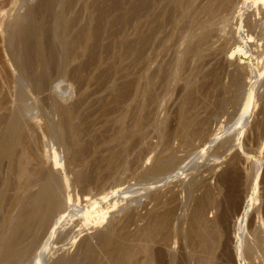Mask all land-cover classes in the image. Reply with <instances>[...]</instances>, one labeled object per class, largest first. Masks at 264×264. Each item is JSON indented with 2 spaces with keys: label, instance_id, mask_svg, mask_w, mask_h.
Instances as JSON below:
<instances>
[{
  "label": "bare ground",
  "instance_id": "6f19581e",
  "mask_svg": "<svg viewBox=\"0 0 264 264\" xmlns=\"http://www.w3.org/2000/svg\"><path fill=\"white\" fill-rule=\"evenodd\" d=\"M45 1V5L41 4L42 7L45 6V9H39L38 13L33 9L36 10L39 7L32 9L26 4V6L19 4L15 9L16 11L26 7L28 12L25 11L26 14L17 15L14 19L15 22L11 23L8 29L6 28L8 36L4 43L7 46L6 57L10 63V69H8L9 73L5 75L6 82L4 81V83L9 87L10 98L8 102H4V96L1 97L3 90L0 91V264H27L29 261L32 264H160L161 259L163 262L165 258H161L163 255L160 256L159 251L156 252L157 249L155 251L153 247L157 242L161 245L162 236L161 238H157V236H160L161 233L166 234L165 229L167 231V228H172V223L170 224L169 221L172 218L175 219L171 216L174 210L167 209L168 207L164 202L165 211L160 210L161 212H159L158 209V212L153 213L150 210V213L147 211L145 216L141 217L137 215V208L132 206L129 208L128 205L139 204L136 198H133L135 195L139 197L140 193L150 192L149 190L154 185L165 183L168 179L172 181V178L178 177L179 174L182 176L181 173L188 164L183 166L184 159L176 157L179 148L176 151L172 150L173 146L170 147L174 145L172 143L175 141L180 145L187 141L191 143L190 140L194 139L191 137L194 135L200 136L202 139L204 131L209 125L207 120L211 114L226 111L225 114L222 113L227 117V111L228 113L231 110L233 113L234 111L237 112L235 108L238 105H243L240 104L243 99L244 106L241 113L238 110L239 119L236 121L242 122L241 124L244 125L243 121L245 120L243 119L248 114L250 105H252L251 99L258 83L256 76L255 79L252 76L253 70H248L244 58H249L250 61L252 58H256L253 57L254 55L261 54L262 56L264 52V0H134L131 8L129 7L131 15L128 20L130 22L132 20L131 31L129 30L131 34H129L130 36L133 34L135 40L130 39V43L128 42L129 44L133 42L132 52L130 51L131 48L130 50L126 48L129 53L131 52V55H129V59L126 55L122 56L125 52L120 48V46L123 47V38L122 42H119L122 45L115 47L117 51L123 50V53L118 51V55L114 53L111 57L110 52L108 53L110 58L105 59V61L107 60L104 63L105 67L109 69L107 71L109 72V74L107 73L108 76L113 72V76L110 75L112 78L109 77L108 79V81L111 80V84L108 83L107 79L103 81L108 83L107 86L113 85L117 77L126 72L125 66H130L132 72L125 73V75L127 79L130 77L131 81L129 80V83L126 84L128 82L126 79V83L122 84L121 92H125L123 95H128L131 92L128 93L127 91L132 89V95H130L132 99L130 98L129 103H132L134 108L130 113L127 112L128 110H120L119 116L112 119L113 126L109 125L110 129H107L109 122L106 123L105 121L114 116L113 111L110 110L112 112L108 113L111 116L107 113L104 115L103 123H106L104 126L107 130L105 129V131L104 127H101V129L103 128L101 134L98 133V129L96 130L100 136L99 145H96L99 136L98 134V137L94 135L96 132L94 129H92L94 133L90 130L93 136L88 135L89 137L84 140L87 135L85 133L88 130V122L86 123L87 115L83 114L87 110L84 112L82 107L85 104L83 99L90 97L91 87L100 80L99 76L96 75L84 76L88 74L86 72L91 63L97 68L101 67V63H103L101 60L104 57L101 56L100 60V54L98 56L102 45L97 39L102 36V34L99 36L101 25L100 27L92 26V12L89 11L91 8L87 0ZM74 2L77 4L74 5ZM13 3L17 4L18 1L14 0ZM113 5L116 9L122 6L121 4L117 8L119 2L118 5L117 3ZM102 6L104 5L102 4ZM109 9L111 10V7ZM74 10L75 12L80 10L86 23H79L78 20L81 21V19L77 20L72 17L75 14ZM113 10L111 11L113 12ZM126 14L125 16L128 15ZM121 19L122 17L119 21ZM113 21L111 24H116ZM78 23L79 26L81 24L80 28L78 26L75 32L72 31L74 29L72 25H78ZM126 26L128 25L126 24ZM114 31L116 32L118 29ZM115 32L114 34H116ZM119 33L121 34V32ZM112 40L115 41L116 36ZM117 40L121 41V39ZM114 41L111 45L117 43ZM128 43L125 44L129 45ZM125 44L123 48H129ZM137 46H143L146 51L139 50V47L137 49ZM106 47L108 50L110 46ZM113 47L109 48L110 51ZM71 65L73 66L69 68ZM152 65H154L153 69L151 68ZM90 69L89 71H91ZM100 74H103V71ZM119 79L122 82L125 78ZM248 79L249 82L246 81ZM100 81L102 82V79ZM179 85L181 88L183 87L185 93H182V89L179 88L178 91L184 94V97L179 103V110L176 112L178 125L171 129V132H167L165 127L170 128V126L166 125L165 121H163L164 123L160 121L162 120L161 117H156L160 122L158 121L159 125H154L157 122L153 115L157 112V116L160 114L158 111L160 109V107L158 108L160 97L163 95L160 102L164 105L167 102L162 99L164 95H168V97L166 96L168 99L170 92ZM111 88L113 90L115 87L112 86ZM94 89L95 87L92 92H95ZM114 90L113 92L110 91L113 93H110L112 97L115 95ZM173 91L176 92V89ZM73 93L75 94L74 97ZM86 93L89 96H85ZM122 93H117V95ZM172 95L176 97V94ZM113 98L114 101L119 100V97ZM6 99L5 101H7ZM117 101L115 105H117ZM154 105L157 110H155L156 108L151 110L153 108L151 106ZM48 106L54 108L52 115L47 109ZM148 107H151L149 110H154L156 113L154 114L153 111L152 116L151 113H148L149 116L146 115L145 112L148 111ZM84 108L87 109L86 106ZM104 110L105 108L99 113L101 116H103ZM150 117L155 119L154 124ZM149 125L155 128L156 136H154L155 130ZM147 126L151 130L153 129L154 133L151 134L158 140L157 144L155 142L156 145L150 146L151 149L152 147L154 149V146L157 147L156 149L162 147L161 150L159 149L162 152H160L161 156L159 154L158 157L156 155L159 150H157L158 153L155 151L154 157L157 158L151 156L153 160L148 156L149 158L143 162V165L145 164L143 167L140 163L143 161L141 159L143 153L140 152L142 153L141 157H136V155H138L139 150L141 151V146H144L140 144L141 146L138 147L144 134L147 133V131L145 132ZM151 130L148 132L149 136ZM219 135L221 136V134ZM232 141L225 140L219 149L226 148L229 150L232 144H234V148L235 142L231 144ZM229 144L231 147H228ZM180 145L176 143L175 146L179 147ZM239 146L235 147L240 149L241 146ZM137 147L139 150H136V153ZM152 150L150 151L152 152ZM96 151L98 158L94 159L96 161H92L93 156L97 157ZM131 155L134 160L130 158ZM234 160L231 159L227 164L228 172L224 170L228 176V173L232 175L237 171L236 163L238 162ZM139 167H143V171L141 170L140 175H136L137 178L139 176L138 180L134 178V183L128 184L130 179L134 177L136 169H140ZM133 171L135 172L133 173ZM68 177L71 178L70 181ZM226 180L224 178V181H221L223 184L230 182L228 181L230 178ZM232 183L234 184V182ZM255 184L254 186L257 185ZM209 190L207 189L206 195L203 194L205 196L202 197V195L200 200L196 202L187 233L182 235V232L176 231L179 233L177 236L186 239L188 237L191 242H197V244L192 243L195 251L191 246L190 253L194 252L197 255L200 253L198 258L193 253L196 257L195 262L198 263L197 259H199V264H214L216 262H214L216 255L214 252L221 246L219 245V243L221 244L220 236L218 238L215 236L217 230L214 224L216 222L212 221V224L208 225L209 221L208 223L206 221L205 213L210 210L207 207L209 204L212 205L210 202L215 199L212 191L209 192L210 194L208 193ZM232 191L231 194H228L232 195ZM233 193L235 194V192ZM159 194L160 192L157 193V197L161 198V194ZM145 195L146 198L143 199H148L147 193ZM230 195L226 196L230 197ZM140 197L142 198L144 195ZM157 197L152 194L151 200L159 204L160 201L158 202ZM235 199L237 204L238 198L236 196L233 200ZM248 199L249 202L254 200L251 196ZM80 200L81 204L79 205ZM119 201H124V203L128 201L129 204L124 205L126 208H118L121 210L115 214L114 208ZM215 201L213 205H217ZM230 203L229 205L233 209V205ZM158 204L155 205L158 207ZM220 205L215 209H218ZM249 205L251 204L249 203ZM161 208L163 207L161 206ZM250 208L251 206H244L243 213L240 212L242 218H235L237 219L234 223L236 227H234L235 229L232 227V231L235 230V233L233 231L234 239H236L235 250L233 255L230 254V251L227 252V255L229 258L233 256L234 261H237L238 264H264V235L262 236L264 232H261V229L264 228L263 217L259 215L257 217L256 214L259 213L255 214V220H259L257 221V223L259 222L257 224L259 233H257L256 227V233L248 234L250 233L248 231L246 233L247 227L241 223H245ZM154 210L156 209L154 208ZM225 214L221 213L220 210L219 215L221 217L216 216L218 219L216 217L213 219L218 220V223L220 221V224L221 221L227 222V217H223ZM142 221L145 223L139 226L137 223ZM238 223L239 225H237ZM220 224L218 229H220ZM132 225L135 226V229L130 230ZM166 235L168 236L165 239H168L169 233ZM208 236H211L212 239ZM164 237L162 239L163 244L169 241L164 240ZM226 237L223 239L228 238ZM156 238L159 241H156ZM229 239L227 244L224 243L225 241L223 242L226 246L231 243V238ZM165 244L158 247H164ZM73 247V251L69 253V249L72 250ZM159 248L158 250L161 251L166 250ZM224 250L226 251L225 248ZM167 252L168 250L161 254ZM173 257L175 258L174 254ZM191 257H189L190 260ZM215 258L218 257L215 256ZM169 259L171 258L165 259L167 263L170 261Z\"/></svg>",
  "mask_w": 264,
  "mask_h": 264
},
{
  "label": "rangeland",
  "instance_id": "374dc122",
  "mask_svg": "<svg viewBox=\"0 0 264 264\" xmlns=\"http://www.w3.org/2000/svg\"><path fill=\"white\" fill-rule=\"evenodd\" d=\"M13 1L14 0H0V91H2L1 93V97L2 96H4V102H8L9 101V94H8V90H9V87L8 86H6V83H4V81L6 82V80H5V75H6V73H9V70L8 69H10V63H9V61L7 60V51H6V49H7V46H6V43H4V42H6V38H7V29L9 28V25L12 23H14L15 22V18L17 17V15H23L24 13L26 14L28 11L26 10L27 8L26 7H23V8H21V9H19V11H16L15 9L18 7V5L19 4H21V5H23V6H26V5H28L30 8H32L33 9V7H35V8H37V7H39V8H37L36 10L35 9H33L35 12L37 11V13L39 12V9H41V10H43V9H45V6H43L42 7V5L41 4H44L45 5V3H46V1L44 2V0H17L18 1V3L17 4H15V3H13ZM134 0H87V3L90 5V13H91V22H92V26L94 25V27L95 26H98V27H100V25H101V27H100V29H101V31H100V29H99V36L102 34V36L101 37H98L97 39L100 41V44L102 45V48L100 49V53H98V56H99V54H100V56H99V59L101 60V58L102 57H104L103 58V60H101V62H103V63H101L102 64V66L105 68V69H107L106 70V74H105V69L103 70L102 68V66L100 67L99 66V68H97V66H95V65H93L92 63H91V65L88 67V70H87V72H86V74L88 75H85L84 77H90V76H92V75H96V76H99V79L101 80L102 79V82L100 81V80H98L97 82H100V84H97V82H96V84L95 85H93L90 89V94H89V92H87L89 95H90V97H86L85 99H83L84 101V103L85 104H83V106L85 107L86 106V108L87 109H85L84 107H82L83 109H84V112L87 110V112H85V113H83L86 117H87V120L88 119H90L89 121H87L86 120V123L88 124V130H86V133L85 134H87L85 137H84V140H85V138L87 139V137H89L88 135H90V137L91 136H93L91 133H90V130H92V129H94V131H96L97 129H98V133H100L101 134V132L103 131V128L101 129V127H104V130L106 129V127L104 126V125H106V123L107 122H109V123H107V129H110V126L112 125L113 126V123H112V119H115L117 116H119V114L121 113V111H127L128 113H130V112H132V110H133V108H134V105L132 104V103H129L130 101H131V99H132V96H130V95H132V89H130V91H127L128 93L129 92H131V93H127L128 95H123L124 93H122L121 92V88L123 87V85L122 84H124V83H126L125 81H126V79H127V76L125 75V73H130V72H132V70H131V67L130 66H125V69L124 70H126V72H123L122 74H121V76H118L117 77V80H116V82L113 84V85H110L111 84V80L110 81H108V79H109V77H111L112 78V76H113V72H111V74H112V76H108V74H109V72H107V71H109V69L107 68V67H105V62L107 61H105V59H109L110 57H109V55L111 56V57H113V55H114V53L116 54L118 51H117V49L115 48V47H117V45H119L120 46V44L121 43H119V42H122V39L124 38V40H123V42L124 43H122L123 44V47H124V44L127 42H129L130 43V39H133V38H135L134 37V35L132 34L131 36H130V32H129V30L131 31V26H132V20H131V22H130V20H128V19H130L129 18V16L131 15V13L129 12L130 11V8H131V6H132V2H133ZM44 2V3H43ZM109 2V3H108ZM118 2H119V6L117 7V8H119L120 6H121V4H122V6L119 8V9H116V7H114V3H117V5H118ZM26 4V5H25ZM75 4H77V2H74V5ZM87 4V5H88ZM96 4V5H95ZM102 4L104 5V6H102ZM110 4H111V6H110ZM33 5V6H32ZM89 5H88V7H89ZM92 5V6H91ZM109 5V6H108ZM27 6V7H28ZM109 7H111V10H113V7H114V10H113V12L109 9ZM127 7V8H126ZM130 7V8H129ZM43 8V9H42ZM79 8V7H78ZM78 8H77V10H78ZM92 8H96L95 10L94 9H92ZM101 8V9H100ZM104 8H106V9H104ZM76 9V8H75ZM121 9V10H120ZM40 10V11H41ZM92 10V11H91ZM105 10V12H103ZM108 12H107V11ZM110 10V11H109ZM128 10V11H127ZM25 11H27V12H25ZM95 11V12H94ZM119 11V12H118ZM122 11V12H121ZM127 11V12H126ZM74 12H75V10H74ZM80 10L78 11V12H75V14H74V16H72V17H74L75 19H81V21L80 20H78L79 21V23H81V22H83V23H86V20H85V18L83 17V15H82V13L80 12ZM106 12H107V14H106ZM124 12V13H123ZM128 12H129V14H128ZM113 13V14H112ZM125 13H127L126 15L127 16H125ZM82 17H81V16ZM109 15V16H108ZM77 16H78V18H77ZM126 17L125 19H124V17ZM114 17V18H113ZM120 17H122V21L120 20L119 21V19H120ZM103 20V21H101L102 22V24H101V22H100V20ZM109 19V20H108ZM112 20H114L113 22H115L116 24H111V21ZM77 21V22H78ZM98 21V22H97ZM107 21V22H106ZM125 22V24H124V22ZM105 22V23H104ZM108 22H109V26H108ZM112 22V23H113ZM118 22H119V25H123V26H119L118 25ZM120 22H123L122 24H120ZM79 23H78V25L76 26L75 24L74 25H72L73 27L72 28H74L72 31H76L77 29H78V26H79ZM128 23H130V24H128ZM126 24L128 25V26H126ZM2 25V26H1ZM113 25V26H112ZM76 28H75V27ZM80 26H81V24H80ZM80 26H79V28H80ZM115 26H116V28H115ZM110 27V28H109ZM124 27V28H123ZM7 28V29H6ZM71 28V29H72ZM111 28H115L114 30H117L118 29V31H114L113 29V31L112 30H110ZM120 28H121V30H120ZM126 28V29H125ZM2 29H3V31H2ZM106 29H109V30H106ZM123 29H125V30H128V31H125V30H123ZM107 31H108V33H107ZM125 31V32H124ZM102 32V33H101ZM104 32V33H103ZM110 32V33H109ZM114 32L116 33V34H114ZM119 32H121V34L119 33ZM123 32V33H122ZM117 33H119L118 35H117ZM130 33V34H129ZM114 34V35H113ZM6 35V36H5ZM111 35H113V37L111 38ZM123 35V36H122ZM115 36H116V40L114 41V40H112L111 41V39H115ZM119 36V37H118ZM120 36H122V37H120ZM125 37H126V39H125ZM130 37H132V38H130ZM110 38V39H109ZM117 39H121V41H118ZM109 40V41H108ZM135 39H133L132 41H134ZM8 41V40H7ZM105 41V42H104ZM113 41L114 42H116L117 41V43H114V45H111V44H113ZM111 42V43H110ZM128 43V44H129ZM133 42H131V44H129V45H127V44H125L126 46H129V48L128 47H125V49L123 48V47H121L120 46V48H122L125 52L123 53V50H120V51H122V52H120V53H123L124 55H122L123 57L126 55L127 56V58L128 57H130L129 55H131V52H132V46H133V44H132ZM104 44H106V45H104ZM116 44V45H115ZM121 44V45H122ZM5 46V47H4ZM106 46H110L111 48H112V46H114L113 47V49H116V50H111L110 51V49L108 48V50H107V47ZM119 46H118V48H119ZM132 47V48H131ZM139 46H137L136 48L137 49H139V50H141L142 49V51H146L145 49H144V47L143 46H140L139 48H138ZM119 48V49H120ZM130 50V48H131V52L129 53L128 52V50ZM127 50V51H126ZM114 51H116V52H114ZM107 52V53H106ZM111 52V54H109L108 55V53H110ZM119 53V54H120ZM127 53H128V55H127ZM6 54V55H5ZM107 54V55H106ZM116 55H118V53L116 54ZM102 56V57H101ZM261 56V54H258V56H256V55H254L253 57H256V58H252L250 61H251V63H250V61H249V58H244V60L246 61V65L248 66V70H253V73L254 74H252V76L254 77V79H255V76H256V78L258 79L257 81H258V83H257V87H256V89H255V91L253 92V96H252V101H251V104L252 105H250V109H249V112H248V116L246 115V117L243 119V120H245V121H243V123H244V125L243 124H241L242 122H237L238 121V119H239V111H240V113H241V110H242V108H243V106H244V100L242 99L241 100V103L240 104H243V105H238L236 108H235V110H237V112L236 111H234V113H233V110H231V111H229V113H228V111H227V117H225L224 115H223V113L222 112H224V111H220V112H218V113H213V114H211L210 116H209V120H207L208 122H207V124H209V125H207V130L205 129V127H204V129L206 130V131H204V135H203V137H205V138H203L202 137V139L200 138V136L199 137H196L195 135V137L193 136V137H191V139L192 138H194V139H192V141L190 140V142L191 143H189V141H187L188 142V144H187V142L185 143V144H183V145H180V143H178L177 141H172V142H174V143H172V144H174V145H171V147L170 148H172V146H173V148H172V150H176V149H178L179 148V152L176 154V157H178V158H183L184 159V162H183V166L185 165V164H188L187 165V167L182 171V176H179L178 175V177H174V178H172V181H171V179H168L165 183H161V184H157L156 186L154 185V186H152V188H151V190H149L150 192H144V197H140V196H143L141 193L139 194V197H140V199L138 200V198L139 197H137L138 195H135L133 198L135 199L136 198V200L138 201V203L139 204H133V205H131V204H129L128 203V201H125V203H124V201H119L118 203H117V209H116V207L114 208V210H116V211H114V210H112V211H114L115 212V214H116V212H119L122 208H126V206L128 205L129 206V208L132 206L133 208H137V215L138 216H141V217H143V216H145V214H146V212L147 211H149V212H147V213H150V210L154 213L155 211H157L158 209V211L159 212H161L160 210H162V211H165V207L163 206V204H164V202H165V204H166V207H168L167 209H169L170 208V210L172 211V209L174 210V213H173V215H171V216H173V217H175V219H173L172 217V220H170L169 221V223L171 224V226H172V228L171 227H169V229L167 228V231H166V229H165V232H167L166 234H168L169 233V238L168 239H165V238H167V236L168 235H166L165 233H164V231H163V233L164 234H160V236H157V238H161V236H162V238L160 239V241H161V245L163 246L165 243V246L164 247H161V248H159L158 246H161L160 245V243H155V245H154V247H153V249L156 251V249H157V251L156 252H158V253H160L159 255L161 256V255H163L164 256V254H165V256L163 257H161V258H167V260H168V258L170 257L171 259H169L170 261H168V263H172V262H175V263H172V264H194V262L196 261L195 259H196V257L193 255V253L194 252H191L190 253V251H191V249L194 247V244L192 245V243H194L195 242V244H197V242L196 241H190L191 239L190 238H188L187 237V239L184 237H182V236H177V235H179V233H177V232H182V235H183V233H187L186 231H188L189 230V226L191 225L190 223V221H191V216L193 215V211H195L194 210V208H196L195 206V204H196V202L198 201V200H200L199 198L203 195V194H205L206 195V193H207V189H210L209 191H208V193L209 192H213L212 194H214V197H215V199L217 198V200L215 201V199H213L210 203L212 204V205H208V210L209 211H207V209H206V211H207V213H205V215H206V221H207V223H208V221H209V223H208V225L209 224H212L211 222L212 221H215L213 224L216 226V235L215 236H217L216 238H218L219 236H220V240H221V244L219 243V245H221L222 246V244H224V243H226L227 244V240H230L229 238H231V243H230V245H227L226 246V244H224L222 247L221 246H219L218 248H220V249H216V251L214 252V254L216 253V257H218L217 259L215 258V256H214V264H238L237 263V261H234L235 259L233 258V256H232V258H229L228 257V255H227V252H229L230 251V254H234V250H235V245H236V239H234V237L235 236H233L234 235V233H235V230H233L234 231V233H233V231H232V227H233V229H235L234 227H236L235 226V224L234 223H236L235 221L237 220V219H235V218H242V213H243V208H244V206H251V210H250V213L248 214V216H247V219H246V221H245V223H243V222H241L242 224H244L246 227H247V229H246V233H248V232H250V233H248V234H251V232L254 234V233H256L257 231H258V223H257V221H259V220H255V214L256 213H259V214H256V216L257 215H259L260 217L262 216L263 218H264V132H262V131H264V109H263V107H264V52H263V54H262V56ZM127 58H125L126 60H127ZM261 58V59H260ZM129 59V58H128ZM258 59V60H257ZM255 60H257V61H259V62H255ZM100 64V65H101ZM257 64V65H256ZM250 65V66H249ZM256 65V66H255ZM5 66V67H4ZM73 65H71L69 68H71ZM95 66V68H93ZM90 67H91V69H90ZM127 67H128V69H127ZM251 67V69H249ZM257 71V72H254L255 70L253 69V68ZM3 68V69H2ZM151 68L153 69L154 68V65H152L151 66ZM89 69L92 71H89ZM93 69V70H92ZM98 69V70H97ZM4 70H6V71H4ZM7 70H8V72H7ZM101 70V71H100ZM131 70V71H130ZM5 73H4V72ZM98 71H99V73H98ZM102 71H103V74L105 75H103V74H100V73H102ZM127 71H129V72H127ZM4 74H2V73ZM89 73H90V75H89ZM108 73V74H107ZM263 73V74H262ZM98 74V75H97ZM106 75H107V77H106ZM124 77H123V76ZM128 75V74H127ZM103 78H102V77ZM128 76H130V74L128 75ZM2 77H3V79H2ZM78 77V76H77ZM76 77V78H77ZM101 77V78H100ZM106 77V78H105ZM253 77H252V79H253ZM119 78H121V79H124V81H122L121 82V80L119 79ZM261 78V79H260ZM105 79H107V81H108V83L110 82V86L112 87H115L113 90L116 92H114V94L115 95H113V97H115L116 99L119 97V102L117 101V100H113L114 98L111 96V94H113V93H111L110 91H112L113 92V90H112V88L109 86H107V84L108 83H105V82H103ZM129 80H130V77H128V79H127V83L126 84H128L129 83ZM260 80V81H259ZM3 81V82H2ZM131 81V80H130ZM247 82H249L250 80L248 79V80H246ZM120 82V83H119ZM101 83H103L102 84V86H101ZM121 84V86L119 87V85ZM96 85H97V87H96ZM106 85V86H105ZM100 86V87H99ZM4 89H3V88ZM8 87V88H7ZM95 87V89H94V91L95 92H92L93 91V88ZM101 87H102V89H101ZM96 88H97V90H96ZM98 88H100V90H98ZM109 88V89H108ZM178 88V89H177ZM182 89L181 90V92L183 93L184 92V90H183V87L181 88L180 87V85L178 86V87H176L175 89H176V92H174L173 90H175V89H173L171 92H170V94H169V100L166 98V96L168 97V95H164V97L162 98L163 100L165 99L166 101V103L164 104V105H162V103L160 102L161 101V97L163 96H161L160 97V100H159V106H158V108L160 107V109L158 110L159 111V116H157V114H158V112L156 113L154 110V114L155 115H153L152 113H153V111H151L152 109H155V110H157V107H155V105L154 106H151V107H153V108H151V110H149L150 108L148 107L147 108V110L148 111H146L145 113H146V115H148L149 116V114L152 116H154L155 117V121L157 122V123H155V121L152 119L153 117H150L151 119V122H153V124L154 125H156V124H158L159 125V122L160 121H165V123H167L166 125H168V126H170V128L169 127H165V129L167 130V132H171V129H173L174 127H177V125H178V122H177V118H178V115H177V111L179 110V107H180V104L179 103H181V101H182V99H183V97H184V94H181L178 90H180V89ZM4 90H5V92H4ZM117 90V91H116ZM99 91V92H98ZM102 93H101V92ZM120 91V92H119ZM178 91V92H177ZM92 92V93H91ZM97 92H98V94H97ZM86 93V95L85 96H89L88 94ZM100 93V94H99ZM111 93V94H110ZM117 93H122V94H118L117 95ZM185 93V92H184ZM172 94H176L175 96L176 97H174V95H172ZM7 95V96H6ZM116 95H117V97H116ZM123 95V96H122ZM170 95H171V97H170ZM180 95V96H179ZM256 95V96H255ZM75 96V94L73 93V97ZM113 98H111V97ZM122 96V97H121ZM130 96V97H129ZM182 96V97H181ZM121 97V98H120ZM178 97V98H177ZM5 98H7L6 100L7 101H5ZM87 98H89L88 99V101H87ZM131 98V99H130ZM180 98V99H179ZM243 98V97H242ZM95 99V100H94ZM99 99V100H98ZM105 99V100H104ZM124 99V100H123ZM129 101H128V100ZM86 100V101H85ZM101 100V101H100ZM121 100V101H120ZM176 100H177V102H176ZM101 103H100V102ZM116 101H117V105H115L116 104ZM180 101V102H179ZM256 101V102H255ZM115 102V103H114ZM163 103H164V101H162ZM243 102V103H242ZM92 103V104H91ZM106 103V104H105ZM109 103V104H108ZM121 103H123V104H121ZM125 103V104H124ZM127 103H129V104H127ZM178 103V104H177ZM88 104V105H87ZM118 104H120V105H118ZM132 105V107H131V105ZM157 104H156V106H157ZM92 105V106H91ZM103 107H102V106ZM130 105V106H129ZM179 105V106H178ZM121 106H123V107H121ZM128 107V109H127V107ZM162 106V107H161ZM91 107V108H90ZM93 107V108H92ZM126 107V108H125ZM101 108H105V110H104V112L102 113V115L103 116H101L99 113H101L102 111H103V109H101ZM124 108V109H123ZM131 108V109H130ZM47 109L49 110V112H50V115H52L53 114V112H54V108H49V106L47 107ZM82 109V110H83ZM89 109V110H88ZM130 109V110H129ZM162 109V110H161ZM102 110V111H101ZM110 110H112L111 112H112V114H114V116L113 117H111V118H109V116H111V115H109L111 112H110ZM118 110V111H117ZM121 110V111H120ZM239 110V111H238ZM107 111H109V112H107ZM135 111V110H134ZM149 111H151V112H149ZM83 112V111H82ZM226 112V111H225ZM225 112H224V114H225ZM237 114H236V113ZM100 115H98V114ZM108 114L109 116H108V118L109 119H105L106 121V123H103L104 121H103V118H104V115L105 114ZM123 113V112H122ZM149 113V114H148ZM233 113V114H232ZM92 114V115H91ZM94 114V115H93ZM131 114H133V113H131ZM229 115V116H228ZM238 116V117H237ZM91 117H92V119H93V121H92V119H91ZM106 118H107V115L105 116ZM160 118V119H162V120H157V118ZM102 118V119H101ZM164 118V119H163ZM234 118V119H233ZM101 119V120H100ZM177 119V120H176ZM236 119H237V121H236ZM159 121V122H158ZM167 121V122H166ZM176 121V122H175ZM228 121V122H227ZM236 121V122H235ZM92 122V123H91ZM161 122V123H162ZM103 123V124H102ZM111 123V124H110ZM160 123V124H161ZM164 123V122H163ZM162 123V124H163ZM171 123V124H170ZM176 123V124H175ZM238 124L239 123V125H236V124ZM261 123V124H260ZM98 124V125H97ZM240 124H241V126H243L242 127V129H241V126H240ZM91 125V126H90ZM110 125V126H109ZM153 125V126H154ZM165 125V126H166ZM175 125V126H174ZM259 125V126H258ZM90 126V127H89ZM150 126V125H149ZM149 126H147L146 127V129H145V132L147 131V133H145L144 134V136H146V137H144L143 136V139H141V142L139 143V145H138V147L139 146H141V145H144L143 147L141 146V151L138 149V147H137V149H135V151L136 150H139L138 152V155H136V157H141V154H142V157H141V159L143 160V161H141L140 163L142 164L141 166H143V167H145L144 165H143V162H144V160L146 161V159H148L149 157L151 158V156L152 157H154V155H156L155 153L157 152V150H161V148L159 147V149H156L155 148V146H154V149H153V147H152V149H151V145H156L157 143H158V140H156L154 137H153V135L151 134V133H154V136H156L157 135V133H156V130H155V128H153L152 126H150L151 128H153L155 131L153 132V129L151 130L150 129V127ZM157 126V125H156ZM209 126V127H208ZM232 126H233V129H232ZM92 127V128H91ZM149 127V128H148ZM224 127V128H223ZM230 127V128H229ZM239 127V128H238ZM257 127V128H256ZM89 128H91V129H89ZM151 130V132H150V136L148 135L149 133V130ZM106 129V130H107ZM203 129V130H204ZM262 129V130H261ZM105 130V131H106ZM170 130V131H169ZM230 131V133H229V131ZM232 130V131H231ZM260 130V132H258V131ZM87 131H88V133H87ZM100 131V132H99ZM104 131V132H105ZM226 131V133H224L223 134V132H225ZM91 132H93V130L91 131ZM236 132V133H235ZM239 132V133H238ZM94 133V132H93ZM97 133V131L94 133V135H96V137H98L99 136V134ZM259 133V134H258ZM97 134H98V136H97ZM103 134V133H102ZM219 134H221V136L219 135ZM231 134V135H230ZM218 135V136H217ZM225 135V136H224ZM234 135H235V137H234ZM238 135V136H237ZM260 135V136H259ZM148 136V137H147ZM216 136V137H215ZM229 136H231V137H229ZM95 137V138H96ZM150 137V138H149ZM222 137V138H221ZM239 137V138H238ZM99 139L97 140V142H98V144L96 143V145H99V143H100V136L98 137ZM148 138V139H147ZM217 138H219V139H217ZM221 138V139H220ZM230 138V139H229ZM232 138V139H231ZM147 139V141H145ZM217 139V140H216ZM223 139V140H222ZM213 140H214V142H213ZM216 140V141H215ZM225 140H230V141H232V140H234V141H232L231 142V144L232 143H234L235 142V146H239L240 144V149L238 148V147H235L234 146V148H233V145L234 144H232V147L230 146L231 144H229V146L228 147H231L228 151L226 150V148H224V149H219L220 148V146L222 145L221 143H224L225 142ZM219 141H221V142H219ZM236 141H237V143H236ZM145 142H147V143H145ZM155 142H156V144H155ZM176 143L177 144H179L180 146H182V147H177V146H175L176 145ZM220 143V144H219ZM141 144V145H140ZM171 144V143H170ZM187 144V145H186ZM237 144V145H236ZM189 146V147H188ZM150 147V148H149ZM175 147H177V148H175ZM175 148V149H174ZM181 148H183V149H181ZM185 148V149H184ZM222 148V147H221ZM237 148V149H236ZM146 149V150H145ZM209 149V150H208ZM233 149V150H232ZM145 150V151H144ZM150 150H152V152L150 151ZM159 150V153L156 155V156H158L159 154H160V152H162V151H160ZM182 150V151H181ZM221 150H224V151H221ZM227 152H226V151ZM135 151H134V153H135ZM144 151V152H143ZM156 151V152H155ZM176 151H178V150H176ZM206 151V152H205ZM140 152H142V153H140ZM221 152V153H220ZM229 152V153H228ZM96 153H97V151H96ZM95 153V155L97 156V157H95V156H93V157H95V158H91V160L92 161H96V160H94V159H97L98 158V153L96 154ZM134 153H133V156H134ZM136 153H137V151H136ZM191 153V154H190ZM196 153V154H195ZM200 153V154H199ZM223 153H225V154H223ZM140 154V155H139ZM199 154V155H198ZM144 155V156H143ZM145 155H147L146 156V158H145ZM198 155V157H196V158H194L193 159V157H195V156H197ZM238 155V156H237ZM132 155H131V159H132V157H133ZM149 156V157H148ZM154 157V158H157V157ZM159 156H161V154L159 155ZM158 156V157H159ZM135 156L133 157L134 159L136 158ZM233 157V158H232ZM239 157V158H238ZM131 159H129V160H131ZM134 159H132V160H134ZM152 160H153V158H151ZM231 159H235L234 161L235 162H238V163H236L237 165L236 166H238L237 167V171H236V173L234 174V173H232V175L230 174V173H228L229 174V176L227 175V173H224V170L226 171V172H228V170H227V164L230 162V160ZM228 160V161H227ZM146 163V162H145ZM139 166H140V164H139ZM143 167H139L140 169H138V174H137V169H136V173H134L135 171H133V173L135 174L134 175V177L132 178V179H130V181L128 182V184L130 183V184H133L134 183V178H137V176L136 175H140L141 173H142V171H143ZM229 168V167H228ZM193 171H192V170ZM142 170V171H141ZM256 172V173H255ZM220 174V175H219ZM222 175H223V178H222ZM225 175V176H224ZM231 176V177H230ZM182 177V178H181ZM220 177V178H219ZM230 178V180H228L229 178ZM138 178H139V176H138ZM138 178L136 179V180H138ZM222 178V179H221ZM224 178H225V180L227 179L228 181H230V182H227L226 183V181H225V183L226 184H223V181H224ZM232 178V179H231ZM68 179H69V181L71 180V178H69L68 177ZM221 180H223V181H221ZM231 180H233V181H231ZM195 181V183H193ZM221 183H220V182ZM236 181V182H235ZM218 182V183H217ZM232 182H234V184L232 183ZM191 185H190V184ZM197 183V184H196ZM237 183V184H236ZM254 183H256L255 185L257 186H254ZM192 184H194V185H192ZM198 184H199V186H198ZM236 184V185H235ZM249 184V185H248ZM159 185V186H158ZM197 185V186H196ZM235 185V186H234ZM248 186V187H247ZM154 187V188H153ZM157 187V189H155ZM195 187V188H194ZM196 187H199V188H197L196 189ZM239 187V188H238ZM253 187V188H252ZM256 187V188H255ZM143 188H145V187H143ZM188 188H190L189 190H188ZM231 188H233V189H231ZM80 189V188H79ZM237 189V190H236ZM240 189V190H239ZM257 189V190H256ZM192 190V191H191ZM195 190V191H194ZM198 190V191H197ZM233 190V191H232ZM235 190V191H234ZM255 192H254V191ZM187 191H189V192H187ZM229 191V192H228ZM231 191H232V195L234 196H236L237 198H238V203L236 204V202H237V200L235 199V200H233V198L235 197H233L232 195H230L231 194ZM160 192V196H161V198L160 197H157V193H159ZM186 192H187V195H186ZM205 192V193H204ZM233 192H235V194L233 193ZM145 193H147V197H148V199H143V198H146L145 196ZM228 193H230V194H228ZM152 194H154L156 197H157V199H158V202H159V204L158 203H155V202H153V200H151V197H152ZM210 194V193H209ZM211 194V195H212ZM222 194V195H221ZM238 196H237V195ZM255 194V195H254ZM158 195V196H159ZM193 195V196H192ZM205 195H203L202 197H204ZM229 196L230 195V197H227V196ZM233 198H232V197ZM250 196L252 197V199H254V200H252V202H249V199L248 198H250ZM213 196H211V198H212ZM213 197V198H214ZM227 197V198H226ZM228 198H230L231 199V201H230V199H228ZM151 200V202H150V200ZM161 199H162V201H161ZM202 199V198H201ZM195 200V201H194ZM217 202V205H213V202ZM219 201V202H218ZM231 204V205H233V209H231V207H230V205H229V203ZM235 201V203L233 204V202ZM246 201V202H245ZM161 202H162V207L164 208V210H163V208H161V206H160V204H161ZM167 202V203H166ZM128 203V204H127ZM173 204L172 206H170L171 204ZM244 203V205L242 206V204ZM249 203L251 204V205H249ZM81 204V200L79 201V205ZM155 204H158V207H157V205H155ZM164 204V205H165ZM219 204H221L219 207H218V209H215V208H217V206L219 205ZM238 204H240L239 206H238ZM246 204V205H245ZM119 205V206H118ZM124 206V205H126V206H124V207H120V206ZM159 206H160V208H159ZM236 206V207H235ZM237 206H238V208H237ZM118 208H121L120 210L118 209ZM156 209V210H154L153 211V209ZM175 208V209H174ZM212 208V209H211ZM141 209V210H140ZM228 209V210H227ZM241 209H242V211H241ZM119 210V211H118ZM220 210H221V213H226L225 215H223V217L225 216V217H227V222L225 221H221V224H220V221H219V223H218V220H215L217 217L216 216H218V217H221V215H219L220 214ZM157 211V212H158ZM259 211V212H258ZM211 212V213H210ZM240 212H242V213H240ZM156 213V212H155ZM261 213V214H260ZM176 214V215H175ZM217 214V215H216ZM240 214V215H239ZM239 215V216H238ZM241 216V217H240ZM259 216H257V217H259ZM180 217V218H179ZM191 217V218H190ZM216 217V218H215ZM170 218V219H171ZM213 218H215V219H213ZM262 218V220L264 221V219ZM213 219V220H212ZM218 219V218H217ZM175 222V223H174ZM254 222H256V223H254ZM144 224L145 222L144 221H142V222H138L137 224L140 226L141 224ZM218 223V224H217ZM223 223V224H222ZM240 223V222H239ZM239 223L237 224V225H239ZM142 224V225H143ZM180 224V225H179ZM220 224V226L222 225V227H220L219 226V228L220 229H218L217 227H218V225ZM226 224V225H225ZM234 224V225H233ZM255 224H256V226H255ZM141 225V226H142ZM169 225V224H168ZM223 225H224V227H223ZM253 225V226H252ZM252 226V227H251ZM168 227V226H167ZM255 227H256V229H257V231H256V229H255ZM223 229V231H222V229ZM254 228V229H253ZM133 229H135V226H130V230H133ZM175 229V230H174ZM179 229V230H178ZM182 229V230H181ZM224 229H225V231H224ZM250 229V230H249ZM264 228H262L260 231L261 232H264V230H263ZM219 230V231H218ZM252 230V231H251ZM253 230H255V231H253ZM177 231V232H176ZM248 231V232H247ZM224 232H226V233H224ZM228 232V233H227ZM224 233V234H223ZM232 235H231V234ZM257 233H259V231L257 232ZM219 234V235H218ZM221 234V235H220ZM222 234H223V236H222ZM164 235H165V237H164ZM209 235H211V234H209ZM264 234L262 233V236H263ZM177 236V237H176ZM212 236V235H211ZM211 236H208V237H210L211 239H212V237ZM221 236H222V238H221ZM228 238H227V237ZM163 237H164V240H169V241H164L165 243L163 244V242H162V239H163ZM224 237H226L227 239H223ZM233 237V238H232ZM156 238V241L158 240L159 241V239H157ZM182 239V240H181ZM225 241V242H224ZM167 242H169L168 244H167ZM224 242V243H223ZM229 243V242H228ZM168 245V246H167ZM191 246H192V248H191ZM197 246V245H196ZM195 246V247H196ZM230 246V247H229ZM158 248L159 249H162V250H164V249H166V250H168V252L167 253H163V254H161L162 252H164V251H166V250H164V251H161V250H158ZM224 248L226 249V251L224 250ZM72 250H70L69 249V253L70 252H72L73 251V249H74V247L73 248H71ZM193 250H194V248H193ZM192 250V251H193ZM195 251V250H194ZM171 253H173L174 254V256H175V258L173 257V254H171ZM195 254V253H194ZM200 254V253H199ZM197 255V254H195L196 256H197V258L198 257H200V255ZM225 254V255H224ZM190 255V256H189ZM191 255H192V257H191ZM220 255V256H219ZM227 255V256H226ZM191 257V260L189 259V257ZM195 257V258H194ZM32 259V258H31ZM163 260V262H162V259H161V263L160 264H164L165 262H166V264H168L167 263V261L166 260ZM185 259V261H183ZM232 259V260H231ZM172 260V261H171ZM187 260H190V261H187ZM192 260H194V261H192ZM219 260V261H218ZM197 261H198V263L197 262H195V264H199V259H197ZM29 263L30 264H32V262L31 261H29ZM28 262H27V264H29ZM170 263V264H171ZM19 264V263H18ZM20 264H22V263H20ZM24 264H26V263H24Z\"/></svg>",
  "mask_w": 264,
  "mask_h": 264
}]
</instances>
